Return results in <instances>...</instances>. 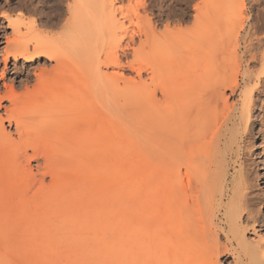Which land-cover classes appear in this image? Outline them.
<instances>
[{"label": "bare ground", "instance_id": "1", "mask_svg": "<svg viewBox=\"0 0 264 264\" xmlns=\"http://www.w3.org/2000/svg\"><path fill=\"white\" fill-rule=\"evenodd\" d=\"M93 1L73 0L68 4L72 20L94 17L92 10L88 14L84 13L88 9L83 10ZM28 2L0 0V39H5L6 44L2 49L4 68L0 82L5 83L11 59L15 63H34L45 58L55 62V66L51 70L33 69V89L26 84L25 91L17 93V86L12 84L8 91L0 93V110L4 100L10 103L4 107V118L0 116V181L5 172L11 171L15 154L23 149L27 159L37 160L38 170L50 175V194L39 216L30 211L0 212V264H221L230 260L232 264H264V239L255 236L259 227L252 206L255 190L233 138L236 121L249 119L252 100L247 98L246 91L241 94V103L221 113V107L229 106L228 100L216 89L197 99L189 96L180 100L185 81H201L213 62L195 57L193 52L183 62L184 68L191 71L165 73L161 68L155 76L161 97H157L155 111L145 126L146 134L149 130L156 132L154 145L144 153L139 152L137 145L126 162L121 141L125 137L124 124L130 114L141 110V99L126 92L121 101L106 104L104 109L108 112L95 131L89 90L85 87L82 96L77 97L91 80L78 67L90 59L91 44L86 40L90 28L84 26L70 32L67 27L68 34H62L58 41L42 40L31 47L21 39V32L29 27L24 15L13 20L8 12L28 10ZM59 2L62 4L58 0L54 6L56 17L61 15ZM98 2L94 4L97 10L103 5ZM3 8L6 12L1 11ZM199 10V25L188 30L191 42L204 41L214 26L231 21L227 18L229 10L220 9L213 14L209 9ZM96 12L101 13V9ZM32 24L37 27V20ZM250 27L247 40L255 37L258 29L256 23ZM7 29L12 30L11 36H7ZM251 46L250 41L245 42L244 55L252 53ZM239 58L238 62L242 60ZM111 64L120 68L122 63L116 59ZM242 76L244 86L259 80L249 68ZM122 78V73L112 75L113 80ZM237 88L238 85L234 86V90ZM66 97L65 107L55 114ZM220 102H224L221 107ZM5 121L15 125L17 138L7 133ZM132 124L129 138L136 133ZM115 136L118 139L113 149L99 152L100 176L90 180L93 143L100 140L108 147ZM141 156L151 160L139 164L145 158L139 159ZM111 166L113 171L107 175ZM141 190V200L130 199L132 193ZM258 211L264 216V203L259 204ZM150 214V222L142 228Z\"/></svg>", "mask_w": 264, "mask_h": 264}, {"label": "rangeland", "instance_id": "2", "mask_svg": "<svg viewBox=\"0 0 264 264\" xmlns=\"http://www.w3.org/2000/svg\"><path fill=\"white\" fill-rule=\"evenodd\" d=\"M61 2L62 4L59 2L61 8L59 17H56L57 9L54 7L58 0H29L28 10L15 9V11L9 10L8 12H10L13 20H18L21 17L20 14L24 15L23 20L30 28H27L28 31L26 28L23 29L21 34L24 32L26 35H23V33L21 39L24 38L25 40H23L31 47L36 44L35 42L39 43L42 40L58 41L65 34H68V30H65L68 28H71L70 32L79 31L85 28L84 26L90 28V31H88L90 34H86V40L91 44L90 59H87L88 61H85V63H80L78 67L79 70L82 69L87 72L91 80L89 79V83L80 89L77 97L82 96L85 87L86 91L89 90L91 103L94 106V130H97L95 127L105 117V113L108 112L104 109L106 104H113L117 100L121 101L126 92L129 95L137 94L141 99V110L130 114L124 124L126 130L123 134H125V137L121 141L123 142L122 149H126L123 151L125 152L124 161L126 162L129 160L128 156L131 150L135 151L137 145L140 148L139 152L143 153L146 150L150 151L154 145L152 141L157 136L156 132L149 130L146 134L145 126L149 117L155 111L157 97H161L156 88L157 80L155 81V78H157L155 77L156 73L161 68V71L164 70L162 72L165 73H168L167 70L173 73H183L187 70L189 72L191 70L185 69L183 62L193 54L195 57L198 56L201 59L213 62V67L216 70L211 67L209 69L210 75L203 77L197 83H193L192 80L185 81V85L180 89V100H184L189 96L197 99L204 93L207 94L208 91L211 92L216 89L220 91L222 96L225 94L228 100L229 106L227 108V104L221 107L224 102H220V107L223 108L221 113L226 112L232 105L241 103L240 100L243 99L241 94L246 91L247 98L252 100L248 115L249 119H238L236 121L233 138L235 150L239 152L240 160L244 162L245 168L248 169L246 171L249 173V178L254 186L253 190H255V195L252 197V206L255 214L257 213L259 222L258 234L255 236L264 239V216L258 211L259 204L264 203V0H102L99 2L94 0L90 3L91 5L86 4L83 10L88 9L84 11L86 14L92 10L95 16L92 18L87 17L85 20H72L73 16L68 12L67 6L72 4L73 0H61ZM97 2L99 5L103 2V5H100L101 7L98 6V10L97 7H94ZM199 8L201 10L209 9L212 14L220 9L229 10L227 18L231 21L214 26L211 29L209 38L204 41L195 40L191 42L187 38L188 30L194 28V24L199 25L198 22L202 19L197 13L200 11ZM100 9L101 13L98 16L99 14L96 11H100ZM6 10L3 8L1 11L6 12ZM238 13L242 16L240 17ZM96 16L98 18H95ZM93 18L95 22L92 24ZM96 19L99 21L96 22ZM34 20H37V27L32 26ZM73 21L78 22V24H73ZM67 23L69 26L70 24L73 25L69 27ZM254 23L258 27L257 32H255L256 35L247 40L246 33ZM7 25V23L4 24L5 27ZM91 31H94V33ZM6 34L11 36L12 30L7 29ZM62 34L64 35L62 36ZM245 39L248 42L250 41L253 46L250 48L252 53L246 55L243 53V47L247 42ZM252 40L253 42H251ZM0 43L1 75L4 68L2 49L6 46L5 39H0ZM235 47L238 49H234ZM231 49L232 51H230ZM235 54L239 57L242 56V60L238 62L239 57ZM116 59L122 63L120 68H116L111 64L112 60ZM26 66H29V71L25 69ZM54 66L55 62H48L45 58L36 60L34 63H24L23 60L15 63L11 59L6 71L5 83L0 82V93L3 94L8 91V87L12 84H15V88L17 86L15 89L17 93L24 92L26 84L30 89H33L35 84V78L32 75L33 69L51 70ZM246 68H249L255 78H259V80L244 86L242 75ZM174 70L176 71L174 72ZM115 73H122L123 78L120 81L113 80L112 75L114 76ZM28 75H30L29 79H27ZM63 76L66 77L67 74H63ZM110 77L112 81L109 80ZM201 84L205 85L202 86ZM237 85L238 88L234 90V86ZM67 97L56 108L55 114L60 113V110L65 107ZM41 102L42 100L38 104ZM2 106L0 116L4 118V107H9L10 103L4 100ZM79 109H81L80 105ZM222 110L220 109V111ZM67 118L64 117V119ZM131 124L136 132L133 138L127 137L130 134ZM3 125L8 134L17 138L14 135V124L5 121ZM146 136L148 139H146ZM116 139H118V136L112 137L111 144L108 147L100 140L93 143L94 165L89 176L90 180L95 176H100V172L97 170L102 162L99 152L108 150L107 148L109 150L113 149ZM28 152L29 155L32 154L31 150ZM142 157L145 156H141L139 159ZM143 159L145 160L146 157L142 158L141 161L139 160V164H145L147 160H151V157L146 161H143ZM13 162L12 172H5L3 180L0 181V212L5 211V213L12 214L18 211V213L22 212L21 214H24L30 211L39 216L40 211L46 205L45 200L50 194L51 177L49 174L38 170L37 160L29 157L27 159L24 156L23 149L15 154ZM39 162L42 163L43 161L39 159ZM142 164L139 165L141 168L143 167ZM112 171L113 166L107 170L106 174L110 175ZM13 173H15V176H12ZM13 177L15 178L13 179ZM92 188L90 186V189ZM142 193V190L132 193L134 195L131 194L130 199L136 197L141 200L139 195L141 196ZM151 217L152 214L144 220L142 228L150 222ZM253 237L254 235L250 238ZM228 262L222 261L221 264H230L231 260Z\"/></svg>", "mask_w": 264, "mask_h": 264}, {"label": "snow or ice", "instance_id": "3", "mask_svg": "<svg viewBox=\"0 0 264 264\" xmlns=\"http://www.w3.org/2000/svg\"><path fill=\"white\" fill-rule=\"evenodd\" d=\"M4 15H6V14H4Z\"/></svg>", "mask_w": 264, "mask_h": 264}]
</instances>
